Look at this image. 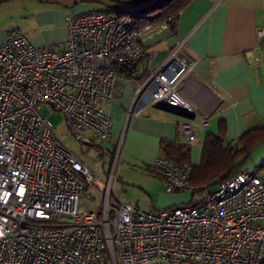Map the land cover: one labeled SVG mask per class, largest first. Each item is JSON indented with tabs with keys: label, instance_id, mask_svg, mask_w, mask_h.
<instances>
[{
	"label": "built area",
	"instance_id": "2783aa9c",
	"mask_svg": "<svg viewBox=\"0 0 264 264\" xmlns=\"http://www.w3.org/2000/svg\"><path fill=\"white\" fill-rule=\"evenodd\" d=\"M64 20L63 48L36 46L19 30L7 31L0 43V264H264V179L254 170L236 169L210 190L191 183L190 164L158 156L152 165L164 192L191 190L199 197L142 210L114 194L120 146L101 180L62 145L41 113L61 112L67 137L77 142L90 144L87 131L107 139L112 118L103 105L122 90L119 72L140 61L146 37L174 20L139 26L101 11ZM258 36L264 49V30ZM181 46L176 42L138 82L127 118L142 114L136 104L145 98L147 105L193 112L178 90L193 68ZM178 129L186 142L195 138L191 123ZM90 186L100 203L79 211Z\"/></svg>",
	"mask_w": 264,
	"mask_h": 264
},
{
	"label": "crops",
	"instance_id": "0c3cea01",
	"mask_svg": "<svg viewBox=\"0 0 264 264\" xmlns=\"http://www.w3.org/2000/svg\"><path fill=\"white\" fill-rule=\"evenodd\" d=\"M79 10L41 3L4 12L0 18H28L17 26L32 44L63 48L64 18L84 12ZM44 23L51 24L41 25ZM259 30H264V0H191L175 24L145 38V52L131 76L118 78L120 94L103 105L112 118L109 137L121 135L120 159L151 180L146 187H139L143 192H158L159 200L164 194L171 195L168 202L153 204L155 210L186 204L192 197V192L172 195L157 190L164 185L152 163L164 155L162 143L178 141L186 145L189 164L198 165L208 134H221L224 144L233 145L245 131L264 124V49L259 45ZM7 31L5 26L0 28V43ZM178 41H182L181 48L193 61L192 70L178 84L180 93L191 100L193 112L163 104L147 105L145 98L136 104L144 107L142 114L127 118L134 88ZM202 120L207 125L203 126ZM183 122L192 124L195 138L189 142L179 134L178 125ZM86 136L91 142L84 144L97 147L90 131ZM248 157L254 166L248 169H254L264 179V140L253 147ZM125 203L139 207L138 201Z\"/></svg>",
	"mask_w": 264,
	"mask_h": 264
},
{
	"label": "rangeland",
	"instance_id": "374dc122",
	"mask_svg": "<svg viewBox=\"0 0 264 264\" xmlns=\"http://www.w3.org/2000/svg\"><path fill=\"white\" fill-rule=\"evenodd\" d=\"M41 4L36 0H10L4 3H0V9L2 13L9 11H18L24 7H29L33 5ZM72 9H80L79 11H93L100 10L102 6L92 3H80L73 7ZM83 13V12H82ZM28 18H0V28L5 26L6 30H18V24L21 21H24ZM53 23V22H52ZM51 23L41 24L43 26H48ZM143 57V56H142ZM141 57V58H142ZM141 60V59H140ZM105 105V104H104ZM104 109L106 108L103 106ZM41 113L47 117L53 126V133L55 137L62 143V145L74 153L84 164L86 163L90 169L101 179L105 180L107 173L111 168V164L116 156V150L118 146H121L120 136H111L105 140H95L93 144L97 147L85 145L82 142H77L73 138H68V129L65 123L64 116L59 111H49L46 108L41 109ZM126 116V112L124 117ZM89 133V132H88ZM120 151L118 152V163L116 167V174L118 175V180L114 186V194L119 202L124 203L128 201H138L139 207L142 210H155L153 204L156 205V202L160 203L168 202L171 198L169 195H163L160 197L158 192L145 191L143 192L139 187H146L147 184L151 181L145 175H143L140 169L134 166H128L122 162L119 157ZM241 168H254L251 158L248 157L246 161L239 165L237 169ZM254 170V169H251ZM215 186H210V190H213ZM157 189V188H156ZM125 190V191H124ZM159 192H164V187L157 189ZM181 192H192L191 190H185ZM176 192V194L181 193ZM166 193V192H164ZM87 195H83L79 199L78 210H93L100 203V196L94 193L93 188L90 186L86 192ZM167 194V193H166ZM176 195L175 193H168ZM199 197V193H192L190 201L194 202ZM173 198V197H172ZM153 200V201H152ZM188 200V199H187ZM152 201V202H151ZM189 201V202H190ZM185 204V203H184ZM156 208V206H154ZM149 208V209H148Z\"/></svg>",
	"mask_w": 264,
	"mask_h": 264
},
{
	"label": "trees",
	"instance_id": "16d2710c",
	"mask_svg": "<svg viewBox=\"0 0 264 264\" xmlns=\"http://www.w3.org/2000/svg\"><path fill=\"white\" fill-rule=\"evenodd\" d=\"M190 1L157 0L153 4L131 11L111 10L104 7L93 11H101L115 17H128L139 26L146 23H159L167 18H172L175 24L178 14ZM134 67L121 70L119 77H130V72ZM222 131L223 125L221 124L220 133ZM263 140L264 124L245 131L233 145L224 144L221 134H208L204 140L200 163L198 165L190 164L192 166L191 183L203 186L215 185L244 163L253 147ZM161 149L164 153L163 156L172 159L179 165L189 164L188 149H185V145H180L176 141L174 143H162Z\"/></svg>",
	"mask_w": 264,
	"mask_h": 264
},
{
	"label": "water",
	"instance_id": "95a60500",
	"mask_svg": "<svg viewBox=\"0 0 264 264\" xmlns=\"http://www.w3.org/2000/svg\"><path fill=\"white\" fill-rule=\"evenodd\" d=\"M10 0H0V3ZM40 3L60 5L66 8H71L80 3H94L101 5L106 9L118 10V11H131L150 4H153L157 0H36Z\"/></svg>",
	"mask_w": 264,
	"mask_h": 264
}]
</instances>
